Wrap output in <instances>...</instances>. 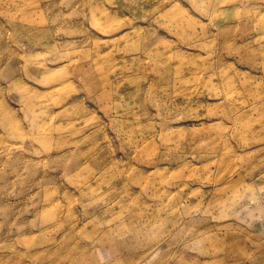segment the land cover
I'll use <instances>...</instances> for the list:
<instances>
[{"label": "rangeland", "instance_id": "obj_1", "mask_svg": "<svg viewBox=\"0 0 264 264\" xmlns=\"http://www.w3.org/2000/svg\"><path fill=\"white\" fill-rule=\"evenodd\" d=\"M0 264H264V0H0Z\"/></svg>", "mask_w": 264, "mask_h": 264}]
</instances>
